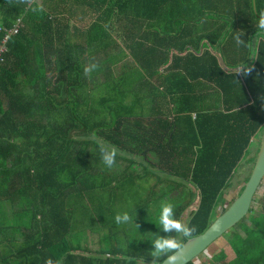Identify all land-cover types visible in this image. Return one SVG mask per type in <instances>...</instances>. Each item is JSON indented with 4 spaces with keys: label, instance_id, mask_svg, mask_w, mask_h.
<instances>
[{
    "label": "trees",
    "instance_id": "16d2710c",
    "mask_svg": "<svg viewBox=\"0 0 264 264\" xmlns=\"http://www.w3.org/2000/svg\"><path fill=\"white\" fill-rule=\"evenodd\" d=\"M262 10L264 0H0V45L20 21L0 64V264H151L154 235H168L162 200L197 228L173 233L181 243L204 231L259 150ZM93 132L118 149L112 168ZM125 200L143 221L116 224ZM227 233L233 259L205 264H264L263 213L250 208Z\"/></svg>",
    "mask_w": 264,
    "mask_h": 264
},
{
    "label": "clouds",
    "instance_id": "9594fccd",
    "mask_svg": "<svg viewBox=\"0 0 264 264\" xmlns=\"http://www.w3.org/2000/svg\"><path fill=\"white\" fill-rule=\"evenodd\" d=\"M20 3H25L32 5L35 3V0H18ZM33 11H42V5H37L32 9ZM258 19V29L264 30V10L259 12ZM241 33L236 36V41L238 44H243L244 41L240 39ZM96 63H89L84 68L85 75H90L96 68ZM255 70L254 65L241 68L240 75H250ZM91 139L95 140L99 144V150L102 157V162L108 167L112 168L116 164V156L118 154V149L110 144L105 143L96 136V133L93 132ZM116 224H128L133 223V218L127 213H118L115 216ZM159 227L164 233L168 234L166 236L154 235V239L151 241L153 246V251L150 252L152 257L151 264H178L182 259V254L185 248V245L181 243L173 233L180 234L183 237H191L196 231V226H189L185 224L181 219H178L175 215L174 205L167 201L162 200L160 202V211L158 216ZM138 227V225H137ZM161 258H164L163 260ZM129 264H132V261L137 260V257H128ZM45 264H62V261H54L51 257L45 260ZM140 264H144V261H141Z\"/></svg>",
    "mask_w": 264,
    "mask_h": 264
},
{
    "label": "water",
    "instance_id": "95a60500",
    "mask_svg": "<svg viewBox=\"0 0 264 264\" xmlns=\"http://www.w3.org/2000/svg\"><path fill=\"white\" fill-rule=\"evenodd\" d=\"M264 179V126L262 129L259 150L248 181L243 185L240 193L232 200L228 207L218 215L204 231L185 243L182 259L178 264H189L196 260L210 245L221 238L226 232L244 219L251 208V204Z\"/></svg>",
    "mask_w": 264,
    "mask_h": 264
},
{
    "label": "rangeland",
    "instance_id": "374dc122",
    "mask_svg": "<svg viewBox=\"0 0 264 264\" xmlns=\"http://www.w3.org/2000/svg\"><path fill=\"white\" fill-rule=\"evenodd\" d=\"M74 20L82 23L83 21H87L88 19L86 18V16L77 14V16L72 19V21H74ZM254 147H255L254 145H251L249 147V150H248L249 157L247 158V160L245 159L240 163L238 168L235 170L234 176L231 179L230 187L224 191V196H223L224 198L223 199H224V205L226 206L225 208L228 207V202L230 203L240 193V191H241V189L245 183L244 182L245 178L247 177V175L249 173H251V171L253 169L254 163H250V160L253 158H256ZM139 185L143 186L142 182H139ZM191 189L193 190V187ZM171 199L173 200L175 205H176V203L177 204L181 203L180 199L177 196H172ZM194 206H195V204L193 203L190 207H188L184 211V213H182L181 217L185 220L188 219ZM251 209L254 210L255 213H263L264 214V179L262 180L259 188L256 191V194L254 195V198H253V201L251 204ZM223 211H224V208L221 206H218L216 212L220 214ZM124 212H127L133 218V222H136V221L140 222V221L144 220V216L142 215V213L140 211L136 210V204L132 200H125V201L120 202L114 206L115 215H117L118 213H124ZM143 213H144V211H143ZM91 216L92 215L89 211L86 218H89ZM95 224H97V223L95 222ZM116 230L119 231V228H117ZM102 233H103V231H101V230H94L92 232V238H90L88 240L86 238H83V239L81 238V243H82V241L86 242L84 239H86L88 242L94 241V239L97 240V238ZM227 236H229V235L226 232V234H224L216 242H214L212 245H210V247L206 251H204L200 256H198L196 258V260H194L193 263L194 264H205V263H208L210 261H213V257L215 255H217L220 251H224V253L226 254V256H227L226 262L231 261L233 259V254H232L231 250L226 245V243L228 241ZM101 245H103V241L101 242ZM96 247H97V245H96ZM97 249H99V248L97 247ZM144 264H147V263H144Z\"/></svg>",
    "mask_w": 264,
    "mask_h": 264
},
{
    "label": "built area",
    "instance_id": "2783aa9c",
    "mask_svg": "<svg viewBox=\"0 0 264 264\" xmlns=\"http://www.w3.org/2000/svg\"><path fill=\"white\" fill-rule=\"evenodd\" d=\"M18 25H20V21L17 22V26L14 29L8 30L6 32L4 38H3L2 42H1V45H0V64L2 62V54L5 52V44H6L7 40H8V38L11 36V34H14L16 32L15 29L18 27Z\"/></svg>",
    "mask_w": 264,
    "mask_h": 264
},
{
    "label": "crops",
    "instance_id": "0c3cea01",
    "mask_svg": "<svg viewBox=\"0 0 264 264\" xmlns=\"http://www.w3.org/2000/svg\"><path fill=\"white\" fill-rule=\"evenodd\" d=\"M239 73H240V72H239ZM192 116L194 117V114H193V113L190 114L191 119H193ZM169 118H170V117H169ZM252 141H253V139H252ZM251 154H252V153H251ZM247 158H248V157H247ZM247 158H246V160H247Z\"/></svg>",
    "mask_w": 264,
    "mask_h": 264
}]
</instances>
